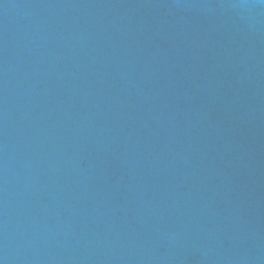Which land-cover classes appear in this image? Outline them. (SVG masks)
<instances>
[{
    "label": "water",
    "instance_id": "1",
    "mask_svg": "<svg viewBox=\"0 0 264 264\" xmlns=\"http://www.w3.org/2000/svg\"><path fill=\"white\" fill-rule=\"evenodd\" d=\"M0 264H264V0H0Z\"/></svg>",
    "mask_w": 264,
    "mask_h": 264
}]
</instances>
